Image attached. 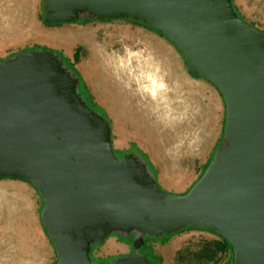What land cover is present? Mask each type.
Segmentation results:
<instances>
[{"label": "water", "instance_id": "water-1", "mask_svg": "<svg viewBox=\"0 0 264 264\" xmlns=\"http://www.w3.org/2000/svg\"><path fill=\"white\" fill-rule=\"evenodd\" d=\"M46 24L139 21L171 41L226 105L224 145L184 195L163 190L133 153L118 159L106 118L54 51L0 61V179L30 183L59 264H96L92 248L138 234L135 252L102 264H155L146 237L184 229L228 239L234 264H264V33L233 0H45ZM85 14L82 18L80 15Z\"/></svg>", "mask_w": 264, "mask_h": 264}, {"label": "rangeland", "instance_id": "rangeland-1", "mask_svg": "<svg viewBox=\"0 0 264 264\" xmlns=\"http://www.w3.org/2000/svg\"><path fill=\"white\" fill-rule=\"evenodd\" d=\"M233 1L235 8L244 20L264 33V0ZM44 3L45 0H37L32 13L35 34H38L37 38L26 39L15 46L0 47V61L13 58L24 51L46 49L61 53L73 62L75 51H79L80 59L76 69L86 87L84 89L87 95L86 104L91 109L97 108L105 112L106 116H103L111 126L112 143L117 158L123 159L133 153L140 162L147 164L149 171L155 175L163 190L178 195L188 193L199 182L208 164L210 165L217 151L224 145L226 105L218 88L208 80L195 76L189 70L187 62L179 49L164 36L163 39H159L157 33L141 25L133 24L126 19L90 20L86 24L70 23L48 26L44 22ZM146 40L163 51L170 62V72L181 75L182 79L190 84L193 90L190 95L184 93L185 99L190 98L192 102L193 113L188 110V107L180 108L179 111L175 109L172 113H157L159 117L158 127L140 131V136L143 139L170 142L175 144L174 147L178 149L177 152L181 150L178 159L175 156L177 152L174 155L164 153V151L160 152L158 155L159 163L153 159L149 150L141 146L135 139H127L122 145H117L118 136L116 134L115 119L109 112L110 108L113 107L109 90L108 88L105 89L104 86L100 87L101 84L95 75H92L91 81L88 80L86 74L78 67V64L83 62L88 67L91 66L93 63L91 54L93 53L98 56V63L102 67L107 68L111 63H114V65L119 63V66H123L126 50L129 48L139 51L143 48V42ZM109 54L112 57H109ZM113 54H117L116 56L121 55V59H119L120 57L114 58ZM94 71H99L97 65H94ZM169 74L168 71L166 78L170 82ZM99 98L106 105L100 102ZM131 129V125H126L127 131H131ZM183 143L185 145L180 146ZM143 155H146L148 159ZM160 161L162 164L167 163V166H171L175 170L182 171L178 173L174 171L166 172L170 180L177 181L175 175L178 174L187 175V182L182 188L176 189L164 184L161 178L162 164ZM5 179H0V181ZM12 180L22 181L19 179ZM24 182L28 183L27 181ZM27 187L32 194V198L29 219L27 218L24 221L25 227H28V233H25L26 228L23 233L26 239H24L25 236L22 238V245L20 249L15 250L16 256L12 261L0 257V264H7V262L8 264H59L55 247L41 219L44 208L42 196L30 183ZM30 219L35 221V225L34 222L32 225ZM30 227L34 230L33 232ZM138 237L136 233L130 235L126 233L113 234L103 244L94 246L92 254L94 263L102 264L132 254L133 252L130 253V251L134 250V241ZM3 238L8 240L6 232L3 237H0V239ZM28 239H33V241L36 239L35 246L30 245ZM115 240L127 245L128 251L125 253L106 252L107 245ZM228 243L229 245H226L225 248L223 247L224 241L220 236L201 230H187L168 239H148L146 242L147 247H151L154 253L160 257L161 264H234L233 247L230 242ZM32 246L35 248H32ZM162 248L163 252H161ZM143 251L149 253L145 249ZM0 253H5V251L0 250ZM7 255L11 256L10 254ZM11 258H13V255Z\"/></svg>", "mask_w": 264, "mask_h": 264}, {"label": "crops", "instance_id": "crops-1", "mask_svg": "<svg viewBox=\"0 0 264 264\" xmlns=\"http://www.w3.org/2000/svg\"><path fill=\"white\" fill-rule=\"evenodd\" d=\"M157 37L163 39L158 35ZM143 43V48L139 51L129 48L126 50L123 66H119V63L116 64L117 66L111 63L107 68L102 67L98 63V56L93 53L91 54L93 58L91 66L88 67L83 62L79 63L78 67L86 74L87 79L90 81L92 75L97 76L101 84L100 87L104 86L105 89L108 88L111 94L113 107L110 108L109 112L115 119L116 134L118 136L117 145H122L127 139H135L141 146L149 150L153 159L159 163L158 155L160 152L164 151V153L174 155L178 149H175V144L170 142L168 144L167 142L143 139L140 136V131L156 129L158 127L159 117L157 113H172L175 109L179 111L180 108L184 109L185 107H188V110L193 113L192 102L190 98L186 100L184 95L185 92L190 95V93H193V90L191 85L182 79L181 75L170 72V62L160 48L148 40ZM116 55L113 54L114 58L120 57L119 59H121V55ZM109 57H112V55L109 54ZM94 65L98 66L99 71H94ZM168 71L171 78L170 82L166 78ZM99 100L105 104L101 98ZM126 125H131V131L126 130ZM182 145L185 144L183 143L180 146ZM180 152L181 150L175 154L176 159H178ZM172 171L176 173L182 172L179 169L175 170L171 166H167V163L162 164V181L167 186L176 189L182 188L187 182V175L178 174L175 175L177 181L170 180L166 172ZM27 185L28 183L24 181L12 179L0 181L1 189L18 191L20 196L27 193L32 198ZM25 230L28 232V227ZM35 241L36 239L34 241L33 239H28L30 245L35 246ZM34 246L32 248H35ZM105 251L108 253H125L128 251V246L115 240L107 245ZM161 252H163V248Z\"/></svg>", "mask_w": 264, "mask_h": 264}, {"label": "bare ground", "instance_id": "bare-ground-1", "mask_svg": "<svg viewBox=\"0 0 264 264\" xmlns=\"http://www.w3.org/2000/svg\"><path fill=\"white\" fill-rule=\"evenodd\" d=\"M36 1L0 0L1 48L19 45L26 39L37 38L32 14ZM30 206L31 198L27 193L20 196L18 191L0 189V237H3L5 232L8 234V240L0 239V250L5 251V253H0L3 259L12 261L16 256L15 250L20 249L22 238L25 236L23 234L26 228L24 221L29 219ZM31 221L32 225L33 222L35 225V221ZM30 229L34 231L31 227ZM25 233L28 232L25 231ZM7 254L13 255V258Z\"/></svg>", "mask_w": 264, "mask_h": 264}, {"label": "trees", "instance_id": "trees-1", "mask_svg": "<svg viewBox=\"0 0 264 264\" xmlns=\"http://www.w3.org/2000/svg\"><path fill=\"white\" fill-rule=\"evenodd\" d=\"M235 9H236V8H235ZM236 11H237V9H236ZM237 12H238V11H237ZM238 13H239V12H238ZM44 14H45V11H44ZM80 16L83 18V17L85 16V14H81ZM239 16L244 20V18L241 16L240 13H239ZM90 20H98V19H83V20H80V21L75 22V23L86 24V23L90 22ZM102 21H105V20H102ZM129 21H130L131 23H133V24L141 25L142 27H145V28H147V29H149V30H151V31H153V32H155V33H157V34L160 35L161 37H163V35H161L160 33L156 32V31H154L152 28L148 27L147 25H145V24H143V23H141V22H139V21H132V20H129ZM244 21H245V20H244ZM245 22H246V21H245ZM52 25H62V24H48V26H52ZM44 50H46V49H44ZM24 52H25V51H24ZM56 54H57L58 56H60V57L65 61V64H66L67 68H68L69 70H71L77 78H79V80H80L79 91L81 92V94L83 95L84 99H85L86 102H87V99H86L87 95L85 94V91H84V89H85L86 87H85V84H84L83 80H82L81 77H80V74H79L78 70L76 69V65H77V63L79 62V59H80V53H79V51H75V53H74V57H73V62H72L70 59H68V58H66L65 56H63L61 53H57V52H56ZM193 77H195V76L193 75ZM92 109H93V108H92ZM93 110L96 111V112H98V113H100V114H102V115H104V116H106L105 112H104L103 110H101V109L99 110V109H97V108H94ZM143 156H144L145 158L148 159V157H147L146 155H143ZM147 161H148V160H147ZM148 163H149V161H148ZM210 163H211V162H210ZM149 164H150V163H149ZM208 166H209V164H208ZM208 166H207V168H208ZM22 181H24V180H22ZM187 230H201V231H207V232H212V233H214V234H217L218 236H220V237L223 239V241H224V245H223V247H225V248H226V245H229L228 242H230L228 239H226L225 237L219 235L218 233H216V232H214V231L205 230V229H200V228H188V229H184V230H182V231H180V232H178V233H181V232H183V231H187ZM178 233H176V234H178ZM176 234H173V235H171V236H169V237L159 238V239H168V238H170V237H172V236H174V235H176ZM148 239L153 240L154 238L146 237V239H145V244H144V246L141 248V250H142V249H143V250L145 249V250L149 251V253H146V252L143 251V250H142V252H141V250H140V252H141L143 255H145L146 257H148L153 263H155V264H161V259H160V257H159L156 253H154V251H153V249H152L151 247H147L146 242H147ZM154 240H157V239H154ZM93 248H94V246H93ZM93 248H92V253H91V255H92L93 252H94ZM92 256H93V255H92ZM92 259H93V258H92Z\"/></svg>", "mask_w": 264, "mask_h": 264}, {"label": "flooded vegetation", "instance_id": "flooded-vegetation-1", "mask_svg": "<svg viewBox=\"0 0 264 264\" xmlns=\"http://www.w3.org/2000/svg\"><path fill=\"white\" fill-rule=\"evenodd\" d=\"M31 51H35V50H31ZM77 93L80 94L81 97L83 98V100L86 102V100L84 99V97H83V95L81 94V92L79 91V89H78ZM132 252L134 253V250H131V251H130V253H132ZM130 253H129V254H130Z\"/></svg>", "mask_w": 264, "mask_h": 264}]
</instances>
